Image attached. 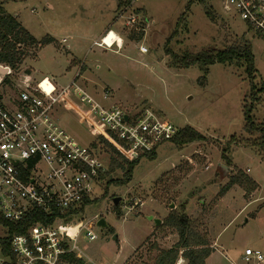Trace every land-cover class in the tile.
<instances>
[{"label": "rangeland", "instance_id": "374dc122", "mask_svg": "<svg viewBox=\"0 0 264 264\" xmlns=\"http://www.w3.org/2000/svg\"><path fill=\"white\" fill-rule=\"evenodd\" d=\"M0 1L6 2V12L17 17L36 39L50 36L55 40L35 59L26 60L21 73L11 75V84L0 83V104L16 100L25 72L32 71L37 83L44 77L62 75V80H51L59 90L76 81L104 107L117 106L130 115L152 110L171 123L177 135L191 127L206 137L184 147L166 142L157 149L154 160L137 155L139 164L127 186L109 184L105 179L96 193L98 203L84 216L99 215L109 228L97 230V241L82 244L88 257L98 264H152L160 250L171 249L177 243L178 235L155 227L150 218L163 223L171 212L181 211L184 206L187 215L198 220L201 231L206 232L211 250L216 235L228 246L229 252L220 248L210 264H257L252 257L244 256L247 248L264 253V150L238 144L242 138H250L244 130V110L253 101L245 67L216 64L203 84L198 66L175 67L168 53L183 56L223 50L249 40L257 71L254 84L261 88L264 42L246 23L227 13L221 0H205V5L200 0ZM206 8L214 14L215 22L206 14ZM185 13L186 18L179 24ZM108 27L124 41L121 48L93 44ZM141 46L148 52L141 53ZM42 87L48 92L52 89L47 81ZM74 88L61 98L54 118L81 146L93 149L107 173L110 171L111 180L119 181L123 171L112 167V159L120 158L100 140L107 128L80 101ZM259 96L253 117L255 123L264 125V93ZM238 172L253 179L256 190L246 194L236 186L221 198L220 190ZM116 198L121 199L117 205L121 217L114 209ZM171 205L175 206L173 210ZM81 219L73 218L69 225H77ZM6 235L0 225V238ZM177 264L187 262L180 259Z\"/></svg>", "mask_w": 264, "mask_h": 264}, {"label": "built area", "instance_id": "2783aa9c", "mask_svg": "<svg viewBox=\"0 0 264 264\" xmlns=\"http://www.w3.org/2000/svg\"><path fill=\"white\" fill-rule=\"evenodd\" d=\"M221 1L227 13L238 16L264 42V0ZM111 32L94 45L107 49L119 46L118 40H113L110 46L103 44ZM140 52L147 53L148 49L141 46ZM0 73H4L0 74L3 77L10 76L12 70L0 65ZM79 75L80 71L75 80ZM46 81L52 86L49 92L42 87ZM73 86L80 101L105 124L104 133L124 142L132 157L152 153L177 135V129L152 110L130 115L117 106L104 107L78 87L76 81L59 90L49 78H43L35 86L24 79L16 100L0 104V215L15 224L35 211H41L46 218H55L50 223L35 222L24 234L13 237L14 264H77V260L98 264L88 257L82 244L99 239L100 216L83 215L77 225H69L70 220L79 217L72 212L80 210L86 202L93 203L108 177L95 151L81 146L54 118L56 106ZM92 206L88 205L86 211ZM245 254L257 264H264L261 251L247 249ZM7 261L0 253V264Z\"/></svg>", "mask_w": 264, "mask_h": 264}, {"label": "trees", "instance_id": "16d2710c", "mask_svg": "<svg viewBox=\"0 0 264 264\" xmlns=\"http://www.w3.org/2000/svg\"><path fill=\"white\" fill-rule=\"evenodd\" d=\"M132 1L134 0H129L128 3ZM4 3L6 2L0 1V65L11 68L12 75L15 77L21 73L26 60L35 59L39 51L49 45L55 44V40L50 36L42 40L36 39L23 27L17 17L6 12ZM200 3L205 5V0H200ZM206 14L211 21L215 22L214 14L209 8H206ZM185 16L186 13L179 19V24L186 18ZM168 53L172 56L175 67L188 69L192 66H198L203 74L201 77L203 84L206 82L207 76L210 73V68L216 64L245 67L251 83L252 93L250 98L253 101L250 105H246L244 110V130L250 138H242L238 144L264 150V125L255 123L253 117L256 109L254 103L260 102L261 97L259 95L264 93V86L257 88V85L254 84V77L257 71L255 69V59L251 42L243 39L239 44L223 50L208 49L196 54L187 53L183 56L173 55L171 51ZM11 80V75L4 76L1 84H11ZM100 140L110 149L112 155L120 158L112 159V167L123 171V176L119 181L111 180L112 176L109 171L107 183L117 184L120 187L127 186L132 181L134 170L139 164V157L124 154L123 149H126L125 143L108 132L103 133L100 136ZM204 140H206L204 135L200 134L194 128L186 127L179 131L172 142L177 143L180 147H184L191 143ZM228 146L230 147V143ZM156 151L157 149L152 153L140 155H143L149 160H154ZM230 165L231 163L227 164L228 167ZM236 186L243 188L246 194H251L256 190L257 184L248 175L243 172H238L230 176L229 182L220 190L219 196L221 198L224 197ZM97 203L98 200L96 199L93 203L86 202L80 210H76L72 214L81 217L84 215L88 205H95ZM114 209L117 216L121 217L120 206H115ZM70 213L69 215H71ZM54 218L55 216L46 218V215L41 211H35L23 222L15 224L5 221L0 215V225L7 231V235L0 238V253L8 259L5 264H14V255L11 251V241L14 236L24 234L35 222L50 223L54 221ZM197 221L187 215L184 206H182L181 211L171 212L163 221L161 228L175 232L178 235V241L171 249L160 250L152 264H177L180 259L185 260L187 264H206V260L212 253L211 244L209 243V238L206 236V232L201 231V224ZM76 263L83 264L82 261L78 260Z\"/></svg>", "mask_w": 264, "mask_h": 264}, {"label": "crops", "instance_id": "0c3cea01", "mask_svg": "<svg viewBox=\"0 0 264 264\" xmlns=\"http://www.w3.org/2000/svg\"><path fill=\"white\" fill-rule=\"evenodd\" d=\"M19 20V19H18ZM111 30H113L112 29V27H108L105 31H102L97 37H96V39L94 40V43L93 44H95V42H99V39H101L105 34H106V32H108V31H111ZM113 32H116V31H114L113 30ZM121 38V37H120ZM63 42V41H62ZM66 42H67V40H66ZM123 43H124V41H123ZM124 45V44H123ZM119 48H121L120 46H118ZM74 61L75 60H73L72 62H73V64H74ZM25 64V63H24ZM23 67H24V65H23ZM23 67H22V69H23ZM81 68H82V66H81ZM83 70L85 71V69L83 68ZM79 72V71H78ZM77 72V73H78ZM26 74H25V79H28V80H31V81H33V80H35L34 78H33V76H32V71H31V73H28V72H25ZM1 74V73H0ZM83 74H85V73H83ZM62 75H60V77L58 76V75H52L51 77H44V78H49L50 80H62L63 79V77H61ZM33 83H35V84H37V82H35V81H33ZM57 87V86H56ZM58 88V87H57ZM221 237H220V235H216L215 236V241H213V244H214V250H212V253H211V255H210V257L206 260V264H210V262H211V260H212V257H213V255H214V253L215 252H217V250H219L220 248L221 249H223V251H225L226 253H228L229 251V249H228V246L225 244V243H221ZM209 243H211V241H209ZM227 246V247H226ZM212 247V246H211ZM247 249H250V248H247ZM246 249V250H247ZM256 251H259L258 249L256 250ZM244 258L245 259H247V257H245L244 256ZM224 259H228V258H226V257H224ZM183 263H184V260H183ZM215 264H218L216 261H215ZM220 264H224V263H220Z\"/></svg>", "mask_w": 264, "mask_h": 264}, {"label": "water", "instance_id": "95a60500", "mask_svg": "<svg viewBox=\"0 0 264 264\" xmlns=\"http://www.w3.org/2000/svg\"><path fill=\"white\" fill-rule=\"evenodd\" d=\"M127 119H128V118H126V120H127ZM16 165H17V164H16ZM120 201H121L120 198H116V199L114 200V205L117 206L118 203H119ZM174 208H175V206H174V205H171V209L173 210ZM150 220H152V221L154 222L155 227H160L161 224H162L161 220H159V219L150 218ZM97 227H98L99 229H101V230H105V229H108V228H109V226H108V224H107V221H106V219H104V218H101V219L97 222Z\"/></svg>", "mask_w": 264, "mask_h": 264}, {"label": "bare ground", "instance_id": "6f19581e", "mask_svg": "<svg viewBox=\"0 0 264 264\" xmlns=\"http://www.w3.org/2000/svg\"><path fill=\"white\" fill-rule=\"evenodd\" d=\"M113 40H118L119 41V46H122L123 40L115 33V32H111L110 35L105 39L103 44H108L109 46L111 45ZM107 49V48H106ZM47 83L49 84V82L47 81Z\"/></svg>", "mask_w": 264, "mask_h": 264}]
</instances>
